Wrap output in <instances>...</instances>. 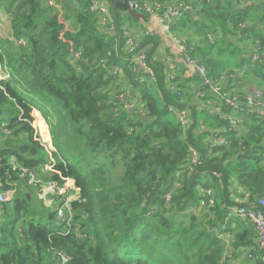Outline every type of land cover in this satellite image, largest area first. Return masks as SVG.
Instances as JSON below:
<instances>
[{
	"label": "trees",
	"instance_id": "16d2710c",
	"mask_svg": "<svg viewBox=\"0 0 264 264\" xmlns=\"http://www.w3.org/2000/svg\"><path fill=\"white\" fill-rule=\"evenodd\" d=\"M95 1L61 0L58 10L45 0H0L13 32L12 40L0 37V65L11 74L0 82V128L10 131L0 130V195L11 196L14 212L0 223V264H63L62 257L66 264H264L254 226L234 213L247 207L264 214V116L241 108L244 126L235 130L230 120L190 105L191 95L184 101V90L202 78L186 80L179 65L170 80L166 62L155 60L157 34L142 35L138 46L154 78L124 48L125 29L139 35L149 16L138 20L114 8L113 33L93 10ZM179 2L195 12L179 10L172 31L190 38L191 55L200 54L208 77L227 75L225 91L241 95L237 75L264 89V0ZM193 37L206 44L196 49ZM232 41L260 45L259 60L243 58ZM121 78L129 88L117 92ZM200 89L209 104L233 114L209 87ZM126 98L134 108H125ZM34 110L50 120L57 146V173L47 180H73L68 195L80 192L70 203V226L33 212L32 195L18 185L30 179L20 169L38 175L50 162L32 126ZM183 112L189 127L179 120ZM213 137L227 144L215 145ZM233 182L244 196L234 194ZM201 187L216 193L212 206L200 207ZM245 195L250 205L239 202ZM249 249L253 257L242 260Z\"/></svg>",
	"mask_w": 264,
	"mask_h": 264
},
{
	"label": "built area",
	"instance_id": "2783aa9c",
	"mask_svg": "<svg viewBox=\"0 0 264 264\" xmlns=\"http://www.w3.org/2000/svg\"><path fill=\"white\" fill-rule=\"evenodd\" d=\"M61 0H45V4L48 7H56L58 10H61L60 2ZM125 0H118L117 2H124ZM209 1V0H208ZM130 7L136 12L141 14H147L149 16H152L155 20L160 21L162 23V30H164L166 33L169 34L170 26L179 19L180 11H184L187 13H194L195 9L192 6L186 5L184 3L179 2V0H130L129 2ZM93 10L96 11V13L100 16L101 24L107 28L110 32L116 33V25L113 15V9L114 4L108 3V2H99L95 1L93 3ZM167 8V9H166ZM145 26V25H144ZM129 31V32H128ZM125 35L129 38L126 40V44L132 43V46H138L139 40L142 35H153L155 34V31H153L151 28H149L147 25L144 27L143 30L140 31L139 35H135L136 33L131 30L125 29ZM173 41H176V38H171ZM18 44H23L22 41H19ZM176 49L174 51L175 55H179V58L181 59V62L183 63L182 66L184 67L185 74L188 76L189 73L194 72L197 73V75H200L202 78V87H209L211 92L216 95L222 103H224L225 106L231 108L233 110V114L230 117H227L224 112L222 111L221 107L219 105L213 106L212 104H209L208 101H205L206 94L204 93L203 89L197 90L201 96L199 95L198 99L200 101H203V104H200L202 109H208L211 113L226 118L230 120L231 127H233L235 130L242 129L244 126V118L243 116H239V110L241 108H246L250 111H257V112H264V89H258L255 90L252 94L244 93L243 95L236 92L237 89H230L228 91H225L223 87H220L217 82L211 80L208 77L207 71L200 62L191 56V52H194V47L191 46L190 48L183 44V42L176 41ZM126 49V48H125ZM134 48H132V51ZM167 67L169 68V71L167 72L168 78L171 80L175 78V70L179 64H176L175 67H171V63H173L172 58L170 57L169 53H167ZM141 57V60L139 59ZM254 57V56H253ZM260 57V56H259ZM258 55L256 54L254 57L255 61H258ZM135 60L140 63V66L147 72L152 78L154 76L152 75V71L148 69L147 67V55L146 52H140V55L135 58ZM112 73H116L115 70H112ZM11 79V74L7 70V68H4L0 65V82L7 81ZM240 84V83H239ZM201 87V88H202ZM0 88H2L0 86ZM174 89V88H173ZM129 104V103H128ZM126 109H132L134 106L127 105L125 107ZM179 120L182 123V125L189 127V115L187 112L179 113ZM2 130L5 134L10 135V131L7 130L5 127H2ZM40 143L47 149L50 157L47 166L44 167V171L47 173H57L55 170V160L52 156L51 151L48 149L47 145L45 144L43 140V134L40 132V139H38ZM211 141L214 142L215 145H226L227 141L223 138H211ZM53 152V150H52ZM52 158V159H50ZM197 155L196 153L193 154V162H196ZM17 167L14 166V170H16ZM20 172L22 173L23 177L29 176V185L31 186H41L42 182L40 178L34 174L33 170H28L25 168L20 169ZM68 181L67 179L63 186H59L57 183L52 182L50 185L45 187L46 189H50L52 192L51 195L54 197H58L61 199V201L64 203V208H60L57 211V220L59 222H66L68 226H70V221L73 217V210L71 207V202L69 199L68 193L69 190H72L71 187H68ZM76 192V190H75ZM74 192V193H75ZM73 193V194H74ZM202 194V203L200 201V204H202V207H207L208 203L210 206L214 204L210 203L209 199L212 197L211 190L204 188L200 191ZM68 196L65 200L64 197ZM250 195H245V197L242 200H239L240 203L250 205ZM8 200V194H1L0 195V203H3ZM79 199V198H78ZM75 201V200H74ZM260 205L264 208V199L260 200ZM236 215L238 217H241L245 220H248L255 228L257 233V242L254 249H257L259 251H264V214L261 210H258L256 208H245L241 207L238 210H235ZM252 250L249 249L246 250L248 253V257L252 258ZM61 261H63V264H66L68 259L66 257H62Z\"/></svg>",
	"mask_w": 264,
	"mask_h": 264
},
{
	"label": "rangeland",
	"instance_id": "374dc122",
	"mask_svg": "<svg viewBox=\"0 0 264 264\" xmlns=\"http://www.w3.org/2000/svg\"><path fill=\"white\" fill-rule=\"evenodd\" d=\"M153 20H155V19L152 16H149V23H153L152 22ZM6 22H7V20L5 18L3 20H0V23H1V25H0V33H3V30H7V28H6L7 23ZM105 29H107V28H105ZM131 31H132L131 33L135 32L134 29H132ZM158 35L161 36V37H163L164 35L168 36L169 37L168 38L169 45L171 44V45H174L175 47H177L176 46V41H180L181 40L183 42V44L189 46L188 44H189L190 41H188V39L185 41L181 37H179V36H183L182 34H180V35L175 34L172 31V25L170 26L169 34L166 33L164 30H162V33H160ZM171 38H176V41H173ZM207 38L211 41L213 39V35L212 34H208L207 35ZM204 41H205V39L203 37L198 38V41H194L195 43L199 42V45L198 46L196 45L197 46L196 49L198 47L204 46L206 44ZM232 42L235 43V44H237V47L240 48L241 56H245L243 58H247L248 56L251 57L252 55L255 57L256 54L259 57L258 52L261 50V46L260 45H258V46L257 45L251 46L249 43H245L247 45L246 46V45H244L243 42H239V41H232ZM131 44L132 43H130V42L128 43V45L125 43V47L124 48H126V52L128 54H131V55H133L134 58H136V57H138L140 55V52H141V51L138 50V46L139 45L138 46H132ZM192 46H193V44H192ZM132 48H134L133 51H132ZM158 50H159L158 51V55H157V57H155V60H158V56L159 57L161 56V59H163L164 62H167V55H168L167 53L171 54L172 52H169V50H167V47H166L164 41H161V45H160V47H159ZM254 50H255V53L253 54V51ZM173 51H175V49H173ZM194 51L196 53L195 47H194ZM142 52H145V51H142ZM191 54H192V52H191ZM170 57L173 60V63L169 64V65H171V67L174 68L176 64H179V65H182L183 64L181 62V59L179 58V55L173 54ZM254 57L252 58L253 61H255L254 60ZM192 58H194V57H192ZM139 59L141 60V57H139ZM194 59L198 60L200 62V64H202V66H204L203 63H202L203 61L201 62L202 59L200 57V54H199V56L197 58H194ZM258 60H259V58H258ZM196 74L197 73H194V72L189 73L186 80H193V79H195L196 78ZM177 76H180V72L177 74ZM226 76L227 75H223V78L221 80H216L215 81V82L218 83V85L220 87H223V89L227 88V86L225 84L227 82ZM236 77L243 78V80L245 81V87H247V86L250 87V88H248L249 91L246 92L248 94H252L255 90L261 89L260 87H258V88L256 87L258 85L255 82L250 81V80H246V78L244 76H242V75L241 76H238L237 75ZM123 82L124 81H122V78H121V81H118V84H120V86L113 87V90H117L119 87L120 88L118 90H122V89L124 90L125 86L129 88L128 83L127 82H124L123 83ZM202 86H203V83L202 82H199L198 86L193 85V88H192L191 92L188 89H186V91L184 90V92H183V100L185 101V99L189 95H191V96H189L190 105L193 104V105H196L198 107V105L203 104L204 102L203 101H200L198 99L199 95L201 96V94L197 91V89L199 87H202ZM241 86L243 87V85H241ZM118 90H117V92H118ZM129 91L131 92V90H129ZM126 96H127V93H126ZM137 96H139V92H136L134 97H137ZM204 99H205V101H208V100H206V97ZM127 100H128V98H126V99L123 100V104L125 106L130 105V104L126 103ZM40 104L42 105V103H40ZM48 111H50L49 108H48ZM50 113L52 114V112H50ZM15 115H17V113ZM32 117L34 118V120L32 121V126L35 129V133L38 136H40V129H39V126H38L39 125L38 124V120H40L41 116H40L39 112H37V111L34 110L32 112ZM41 120L43 122L47 120L46 121V126H47V133L46 134L48 136V140L45 141L44 143L45 144H48L47 147H48V149L52 153V150H53V152L56 151L57 146H56L55 141H54L53 130H52L51 126L49 125L50 120L45 119L43 115H42ZM56 121L57 120L55 118H53L51 120V122H56ZM1 137H2V135L0 134V139H1ZM49 157H50V155H49ZM13 163H14V161H13ZM119 171H121V167L119 168ZM46 174H49V173L45 172L44 169H40V172H39L38 176L45 178L46 177ZM70 182H71V186H70L71 189H75V182L74 181L73 182L70 181ZM233 183L235 184V187H233L234 189L232 188L234 194H238V193L240 194V193H242L243 190L241 188H239V186L236 184V182H233ZM18 185H19V188H20V190L22 192L27 193V195H30V194L32 195V198H31V208H32L33 212H37L38 213V212L47 211L48 213L55 214V218L57 219V211H58V209L64 208V203L61 201L60 198L54 197L53 198L52 205L49 206V207H47V208H45L42 199H40V198L37 197L38 196L37 193L39 191L40 186H28L27 183H26V180H24V179L23 180L21 179L18 182ZM202 189H204V188L201 187L200 188V191ZM211 192H212V197L209 199V201H210V203H213V201L215 203L216 193H214V191H212V190H211ZM67 197L68 196L64 197L63 199L65 200ZM78 198H80V192H79V190H76V192L73 195H70L69 196L70 201L79 200ZM234 200H235V202H237L238 201V198L235 196L234 197ZM201 203H202V199H201ZM207 206H210L209 203H208ZM200 207L203 208L202 207V204H200ZM235 216H237L236 213H235ZM13 217H14V212L12 210V204L10 203L9 200L6 199L5 202L0 203V223L1 222H6V221H9V220H12ZM63 229H66V228L63 227ZM246 258H249L248 257V253L245 252V251H243V254L241 255V259L242 260H245Z\"/></svg>",
	"mask_w": 264,
	"mask_h": 264
},
{
	"label": "crops",
	"instance_id": "0c3cea01",
	"mask_svg": "<svg viewBox=\"0 0 264 264\" xmlns=\"http://www.w3.org/2000/svg\"><path fill=\"white\" fill-rule=\"evenodd\" d=\"M99 2H105V1L101 0ZM113 11H114V9H113ZM4 18L7 20V22H6L7 23V25H6L7 30H3V33H0V37L3 38V39H10V40H12L13 39V32H12V24H11L10 15L7 13V11L5 9H0V20H3ZM152 22L153 23H149L148 22V23H141V24H143L145 26L147 25L149 28H151L153 31H155V34H157V35L160 34V33H162V27H163L162 26V23H160V21H157V20H153ZM0 25H1V23H0ZM179 37H181L185 41L187 39L188 40L190 39L189 37L186 38L185 36H179ZM159 38H160L161 41H164V43H165V45L167 47V50H169V52H172L169 55L175 54L174 51H173V49H176V47L174 45H171V44L169 45V42H168L169 41L168 40L169 37L166 36V35H164L163 37L159 36ZM193 41H198V40L196 39V37H193ZM254 53H255V50L253 51V54ZM252 58H253V55H252ZM184 71H185V69H184ZM184 77L187 79V75L185 73H184ZM234 78H236V76H234ZM239 82L244 87L243 88L244 89V93H246L247 91H249L248 88H250V87H248V86L245 87V81H243V78H241V80ZM256 87L258 88V86H256ZM39 114H40V116L42 118V114L40 112H39ZM44 123L46 124V121H44ZM39 129H40V127H39ZM0 130L2 131V128H0ZM40 132H41V129H40ZM41 134H42V132H41ZM2 138H3V136H2ZM38 177L40 178V180L42 182V185L39 188V191L37 193V195H38L37 197L40 198V199H42L43 204H44L45 207H49V206L52 205L54 196L51 195L52 192L50 191V189H46L45 187H47L48 185H50L52 182H49L47 180L49 178V174H46V177L45 178L40 177V176H38ZM70 181L73 182V180H69L68 181V187L71 186V182ZM28 185H29V183H28ZM29 186H31V185H29ZM240 194L242 196H244V191L242 193H240ZM71 195H73V194H71ZM8 200L11 201V196L10 195H8Z\"/></svg>",
	"mask_w": 264,
	"mask_h": 264
},
{
	"label": "water",
	"instance_id": "95a60500",
	"mask_svg": "<svg viewBox=\"0 0 264 264\" xmlns=\"http://www.w3.org/2000/svg\"><path fill=\"white\" fill-rule=\"evenodd\" d=\"M130 0H125L124 2H117L114 4L115 9H119L125 13L128 14V16H131L138 20H145V16L141 13H136L129 5ZM264 116V112H259ZM28 199L30 200V195H27Z\"/></svg>",
	"mask_w": 264,
	"mask_h": 264
},
{
	"label": "bare ground",
	"instance_id": "6f19581e",
	"mask_svg": "<svg viewBox=\"0 0 264 264\" xmlns=\"http://www.w3.org/2000/svg\"><path fill=\"white\" fill-rule=\"evenodd\" d=\"M37 115V114H36ZM39 117V116H38ZM38 126L40 127V129H41V132H42V134H43V140L44 141H47L48 140V136H47V127H46V124L41 120V118H40V120H38ZM52 159V158H51Z\"/></svg>",
	"mask_w": 264,
	"mask_h": 264
}]
</instances>
